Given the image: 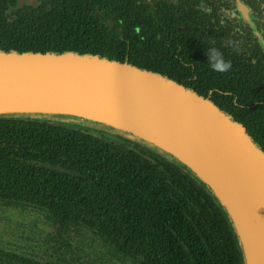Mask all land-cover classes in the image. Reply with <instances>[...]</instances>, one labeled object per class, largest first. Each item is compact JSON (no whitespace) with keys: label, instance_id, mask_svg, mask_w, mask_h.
<instances>
[{"label":"trees","instance_id":"1","mask_svg":"<svg viewBox=\"0 0 264 264\" xmlns=\"http://www.w3.org/2000/svg\"><path fill=\"white\" fill-rule=\"evenodd\" d=\"M14 3L0 0V50L104 55L81 48L91 34L79 27L70 2L47 12L18 10L8 20ZM210 100L264 151V95ZM93 132L0 119V199L47 207L27 212L42 247H0V264H243L221 205L190 171L122 137Z\"/></svg>","mask_w":264,"mask_h":264},{"label":"water","instance_id":"2","mask_svg":"<svg viewBox=\"0 0 264 264\" xmlns=\"http://www.w3.org/2000/svg\"><path fill=\"white\" fill-rule=\"evenodd\" d=\"M0 119L104 131L184 166L221 205L243 264H264V151L209 98L98 55L0 50Z\"/></svg>","mask_w":264,"mask_h":264},{"label":"flooded vegetation","instance_id":"3","mask_svg":"<svg viewBox=\"0 0 264 264\" xmlns=\"http://www.w3.org/2000/svg\"><path fill=\"white\" fill-rule=\"evenodd\" d=\"M14 1L9 9L17 6L18 0ZM34 2L10 11L11 17L18 10L47 12L59 5L56 2H70L79 27H87L91 34L81 48L104 53L94 55L159 73L198 95H207L204 98L264 95V0ZM212 45L231 61L227 72L209 67L206 51ZM40 207L30 201L0 199L1 249L18 248V242L29 251H37L36 245L42 247V238L33 233L27 214ZM42 257L49 259L47 252Z\"/></svg>","mask_w":264,"mask_h":264},{"label":"clouds","instance_id":"4","mask_svg":"<svg viewBox=\"0 0 264 264\" xmlns=\"http://www.w3.org/2000/svg\"><path fill=\"white\" fill-rule=\"evenodd\" d=\"M231 44L232 42L229 41ZM206 57L209 67L214 72H227L231 68V61L225 60L223 53L214 45L210 46L206 51Z\"/></svg>","mask_w":264,"mask_h":264},{"label":"rangeland","instance_id":"5","mask_svg":"<svg viewBox=\"0 0 264 264\" xmlns=\"http://www.w3.org/2000/svg\"><path fill=\"white\" fill-rule=\"evenodd\" d=\"M76 247H79V246L76 245ZM79 248H81V247H79Z\"/></svg>","mask_w":264,"mask_h":264}]
</instances>
